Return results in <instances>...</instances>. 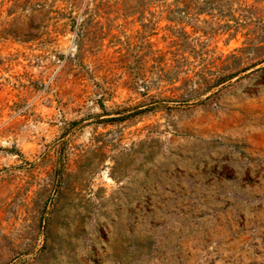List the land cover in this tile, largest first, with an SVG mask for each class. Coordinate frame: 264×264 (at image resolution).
I'll list each match as a JSON object with an SVG mask.
<instances>
[{
	"label": "rangeland",
	"instance_id": "obj_1",
	"mask_svg": "<svg viewBox=\"0 0 264 264\" xmlns=\"http://www.w3.org/2000/svg\"><path fill=\"white\" fill-rule=\"evenodd\" d=\"M264 0H0V264H264Z\"/></svg>",
	"mask_w": 264,
	"mask_h": 264
},
{
	"label": "crops",
	"instance_id": "obj_2",
	"mask_svg": "<svg viewBox=\"0 0 264 264\" xmlns=\"http://www.w3.org/2000/svg\"><path fill=\"white\" fill-rule=\"evenodd\" d=\"M247 151L251 154L252 158L250 162L254 165L259 163L260 160H264V129L255 131L247 139Z\"/></svg>",
	"mask_w": 264,
	"mask_h": 264
}]
</instances>
